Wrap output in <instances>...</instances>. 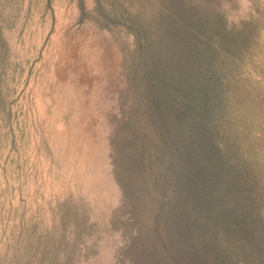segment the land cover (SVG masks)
I'll return each instance as SVG.
<instances>
[{
  "label": "rangeland",
  "instance_id": "374dc122",
  "mask_svg": "<svg viewBox=\"0 0 264 264\" xmlns=\"http://www.w3.org/2000/svg\"><path fill=\"white\" fill-rule=\"evenodd\" d=\"M169 138L203 142L190 205ZM213 191L235 264H260L264 0H0V264H168Z\"/></svg>",
  "mask_w": 264,
  "mask_h": 264
},
{
  "label": "trees",
  "instance_id": "16d2710c",
  "mask_svg": "<svg viewBox=\"0 0 264 264\" xmlns=\"http://www.w3.org/2000/svg\"><path fill=\"white\" fill-rule=\"evenodd\" d=\"M189 29L191 32H194L195 34L199 35L195 28L192 27ZM145 82L147 83L146 87L149 86L151 88L152 86L153 87L157 86L155 85V83L157 84V81L155 79H151L150 77L146 78ZM150 82H152V84H150ZM193 88L195 89V84L193 85ZM194 89L192 92H195L197 94L200 93ZM187 100L188 102H190L189 98ZM194 103L196 106L197 105L200 106L202 102L200 99H197L194 101ZM188 115L191 116L189 112H188ZM191 118L195 122H198L200 120L198 117H194L193 119V116H191ZM177 130L178 129H176L175 132ZM186 130H187L186 126L181 125L180 127L179 125V130H178L179 133H182V132L184 133ZM205 133L207 134L206 131L205 132L201 131V134L198 136H203V139H204ZM196 139L197 141L192 143V146L193 145L195 146H193L190 149H188L187 144L183 145L182 147L178 146L175 148L173 144L171 145L170 138L169 140L166 141V144L168 145V147H172V151L176 153V154H173V156L170 159L172 161L171 167H175L177 170L175 171L176 175L173 174V177L175 180L174 190H176V196L174 195L175 199H173L175 203L173 205H177L176 200H178L179 194L186 195L185 199L186 200L188 199L187 200L188 204L186 203V205H190L189 202L191 201V199L189 198V195L191 196L190 192L192 189V179L196 178L192 176H194V172H199V165L192 164L193 159L191 156L192 155L194 156V154H196L197 151H199L200 148H202L201 144L203 143L202 141H198L199 140L198 138ZM202 151H204V148ZM213 163H214V166H212V163L210 165L213 169L219 170L221 168L219 165L216 164V162H213ZM200 170L202 169L200 168ZM199 186L207 190L205 183H201ZM193 196H196L199 199L201 198L203 199L205 194L197 193ZM229 196L230 198H227V203L219 204L218 198L216 199L217 195L215 191H213L211 200L212 201L215 200L214 202L215 207H213L214 210L210 212L213 214L211 215L210 220H209L210 222L209 235H201V234L199 235V233H196L194 236L192 234L194 230L191 226L186 227V228H184L183 226L182 228L180 227V228L175 229V231L178 230L177 233L173 231V237H170L166 241L163 240L159 243V245L161 246L162 255L167 259L166 261L168 262V264H235L236 259L240 256L238 254L239 253L238 250L241 249L240 247L241 241L232 239L230 243L226 239L225 234L227 235L229 234L227 232L228 231L227 224H229V222L231 223L233 228L234 227L236 228V226H238L236 223H234V220L237 219L236 218L237 216H235L236 214L240 215L238 213L240 211H236V214H235V213H232L230 209H226L224 207L227 212L226 222H224L225 220L222 218V214L224 215V211L222 210L223 207L221 206L222 205H232L236 199L235 194L233 195L229 194ZM193 201H194V198H193ZM240 224L242 226L244 225L242 222H240ZM167 229L170 230V228H167ZM204 236H207V237H204ZM260 264H264V257L260 261Z\"/></svg>",
  "mask_w": 264,
  "mask_h": 264
}]
</instances>
